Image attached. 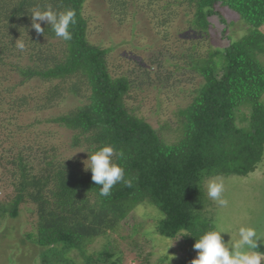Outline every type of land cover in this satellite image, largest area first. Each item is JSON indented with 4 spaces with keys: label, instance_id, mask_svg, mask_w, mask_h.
Here are the masks:
<instances>
[{
    "label": "trees",
    "instance_id": "trees-1",
    "mask_svg": "<svg viewBox=\"0 0 264 264\" xmlns=\"http://www.w3.org/2000/svg\"><path fill=\"white\" fill-rule=\"evenodd\" d=\"M87 1L0 0V188L11 190L0 198V227L29 205L36 221L21 243L35 247L37 264H125L121 230L147 202L163 214L154 232L170 237L174 247L168 251L190 264L195 239L212 227L202 217L205 178L246 176L263 157L264 65L257 57L264 55V0H105L120 23L141 15L159 28L161 48L150 67L134 60L143 67L139 80L109 65L113 49L89 42ZM48 5L76 11L70 41L43 22V34L31 28L32 9ZM223 8L248 31L214 48L212 17L221 37L228 36ZM183 18L185 26L178 29ZM17 39L24 41L23 51L15 47ZM166 63L172 73L198 82L178 88L188 94L186 105L173 113L174 121L154 129L133 106L132 93ZM70 97L78 104L49 114ZM105 144L124 151L125 159L116 162L132 180V187L117 184L107 197L99 195L88 165L70 155L81 149L88 156ZM99 240L100 249L92 250ZM131 247L142 255L138 244ZM150 255L139 263L164 264L168 257L151 262Z\"/></svg>",
    "mask_w": 264,
    "mask_h": 264
},
{
    "label": "rangeland",
    "instance_id": "rangeland-1",
    "mask_svg": "<svg viewBox=\"0 0 264 264\" xmlns=\"http://www.w3.org/2000/svg\"><path fill=\"white\" fill-rule=\"evenodd\" d=\"M83 12L88 19L89 42L113 49L109 56V65H117L125 73L127 71L132 72L131 78L139 80L143 73V67H150V59L155 57L161 48L162 42L156 34L159 28L154 27L152 22L141 15L134 18L130 17L120 23L110 14L105 0H88ZM221 12L230 24L226 28L228 36L221 37L218 18L212 17L210 19V34L211 44L214 48H222L230 41H237L248 31V26L240 20L237 14L227 8L221 9ZM184 21V18L178 21V29H183ZM257 59L264 65L263 54L258 55ZM134 60L142 62L143 67L137 65ZM165 65V69H161L157 74L156 70L151 72L149 80L141 82V91L132 93L133 106L139 109V113L154 129H158L164 121H174L173 113L186 105L188 94L180 93L178 88L187 90L198 82L197 78H189L188 74L172 73L170 66L167 63ZM167 75L171 76L170 83L164 82ZM158 77H161V81ZM262 101L264 103V95ZM77 104L78 101L70 97L63 106L51 110L49 114L59 115ZM22 122L27 123L29 120L23 119ZM70 155L88 165L87 152L81 149L74 150L70 152ZM223 181L225 185L224 198L229 201L228 207L221 208L215 201L211 200L207 196L203 182V191L208 205L202 217L209 220L213 228L223 229L225 233L221 235L224 242L229 241V244L237 238L239 226L257 227L261 234V241L258 242L256 251L264 253V153L262 160L252 173L246 176L223 177ZM9 193H11L10 189L0 188V198ZM132 213L120 233L125 238L121 240L118 237L124 257L127 259L125 264H140L139 261L147 253H151L147 257L151 259V262H157L162 255L154 247L153 235L155 223L161 218V213L147 202L137 206ZM35 219L32 207L26 205L21 207L16 219H8L2 224L0 227V264L38 263V259L35 257L37 254L35 247L28 242L21 243V241L23 242V232H33ZM135 225L140 227L142 225V227L140 232L137 231L133 234L131 229ZM145 241L148 242L145 243ZM168 241L165 242V247L169 246L168 248L172 249L174 245L168 244ZM102 243V240L95 241L91 245L92 250H99ZM133 243L139 245L142 251L141 256L138 255L139 250L137 248L131 247ZM167 255L164 264H168V261L169 264H180L182 258L178 253L167 251Z\"/></svg>",
    "mask_w": 264,
    "mask_h": 264
},
{
    "label": "clouds",
    "instance_id": "clouds-1",
    "mask_svg": "<svg viewBox=\"0 0 264 264\" xmlns=\"http://www.w3.org/2000/svg\"><path fill=\"white\" fill-rule=\"evenodd\" d=\"M41 22L49 26L56 37L64 41H70L72 34L69 31V26L77 22L76 11L66 9L58 12L51 5L45 8L34 7L31 11V28L37 34L44 33ZM15 47L23 51L26 45L23 40L17 39ZM124 159V151L117 149L112 144L93 148L88 154V169L91 171L92 181L100 186V196H110L113 187L120 183L126 187H132V180L125 177L124 167L116 162ZM204 184L207 196L215 201L219 207L227 208L229 201L224 198L225 185L223 177L220 175L207 176ZM161 217L163 218L162 213ZM224 233L223 229L213 227L203 231L195 239L192 246L196 251V256L190 261V264H262L264 253L256 251L258 242L261 241V234L258 232L257 227L239 226L237 238L233 239L231 244H229V241L224 242L221 235ZM183 236L181 235L177 240ZM169 239L171 238L161 236L159 233L153 235L154 247L162 256H168L167 251L169 248L165 247V242Z\"/></svg>",
    "mask_w": 264,
    "mask_h": 264
}]
</instances>
